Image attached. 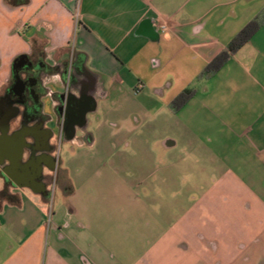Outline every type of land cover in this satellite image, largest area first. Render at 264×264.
Listing matches in <instances>:
<instances>
[{"label": "crops", "instance_id": "0c3cea01", "mask_svg": "<svg viewBox=\"0 0 264 264\" xmlns=\"http://www.w3.org/2000/svg\"><path fill=\"white\" fill-rule=\"evenodd\" d=\"M20 56L65 64L40 104L70 146L52 197L44 165L0 177V264H264V0H0V93ZM68 87L90 99L72 137Z\"/></svg>", "mask_w": 264, "mask_h": 264}, {"label": "flooded vegetation", "instance_id": "af4514ba", "mask_svg": "<svg viewBox=\"0 0 264 264\" xmlns=\"http://www.w3.org/2000/svg\"><path fill=\"white\" fill-rule=\"evenodd\" d=\"M65 67V64L48 66L41 57L34 59L20 56L14 61L10 82L0 93V177H6L7 172L23 183L28 181L30 171L44 165L48 169L44 168L36 179L44 188L51 185L52 181L56 183V173L49 169L56 161L54 152L57 138L52 128L42 127L48 117L41 113L40 97L43 83ZM71 74L74 75L73 66L70 68L72 91L76 87V81L72 79ZM60 99L65 101L63 113L66 115V126L69 129L89 107L90 99L84 89L74 95L69 91V87L65 94L60 95ZM60 108L57 109L61 110ZM24 137L30 143H26ZM22 145L27 146L28 150H25L22 161L19 162L14 159L12 152L14 147L18 149Z\"/></svg>", "mask_w": 264, "mask_h": 264}, {"label": "trees", "instance_id": "16d2710c", "mask_svg": "<svg viewBox=\"0 0 264 264\" xmlns=\"http://www.w3.org/2000/svg\"><path fill=\"white\" fill-rule=\"evenodd\" d=\"M5 2L10 6H20L25 5L27 0H5ZM257 27V22L255 20L247 24L238 34H236L226 49L216 55L208 63L205 69L201 72L200 77H210L221 69L228 59L251 38ZM194 93L195 90L189 88L181 91L170 104L172 110L175 112L178 111L194 96ZM64 128H67V126ZM0 200H6L12 204L16 202L15 197L10 196L6 188L0 191Z\"/></svg>", "mask_w": 264, "mask_h": 264}, {"label": "water", "instance_id": "95a60500", "mask_svg": "<svg viewBox=\"0 0 264 264\" xmlns=\"http://www.w3.org/2000/svg\"><path fill=\"white\" fill-rule=\"evenodd\" d=\"M60 109L61 110H58V111L59 112H61V111L63 112V108L61 107ZM86 112H87V110L85 109L81 113L80 117L78 118V121L75 122L74 124H72L71 129H70L71 137L75 133V127H81V126L84 125ZM13 149H14L13 152H12L13 157H14V159H16L18 161H21L22 160V157H23V154H24L25 150H28L27 146H25V145H22V147L20 146V148H18V149L17 148L15 149V147ZM54 170H55L54 168L51 169V171H54Z\"/></svg>", "mask_w": 264, "mask_h": 264}, {"label": "rangeland", "instance_id": "374dc122", "mask_svg": "<svg viewBox=\"0 0 264 264\" xmlns=\"http://www.w3.org/2000/svg\"><path fill=\"white\" fill-rule=\"evenodd\" d=\"M73 13L75 14V10L73 9ZM15 61V60H14ZM13 61V63H14ZM13 65V64H12ZM48 108H50V106L48 105ZM54 128H55V137L58 136V127H57V123H54ZM70 145L66 144L65 141L62 139L59 141L56 142L55 144V154L58 155L60 157L61 160H63L64 158V153L66 151V148H68ZM54 194H56V190H54ZM53 194V195H54ZM51 208H52V202L51 203H48L47 205V211H51ZM3 236L4 234L3 233H0V242H3L4 239H3Z\"/></svg>", "mask_w": 264, "mask_h": 264}, {"label": "built area", "instance_id": "2783aa9c", "mask_svg": "<svg viewBox=\"0 0 264 264\" xmlns=\"http://www.w3.org/2000/svg\"><path fill=\"white\" fill-rule=\"evenodd\" d=\"M160 27H161L162 31H164V32L167 30V27L165 25H161ZM135 92H137V90ZM54 188H55V182L52 181V183L50 185V197L53 196ZM50 212L51 211L48 212L49 217H50Z\"/></svg>", "mask_w": 264, "mask_h": 264}]
</instances>
